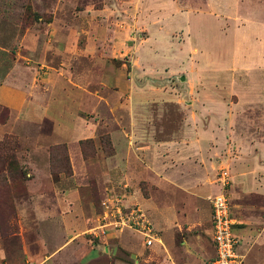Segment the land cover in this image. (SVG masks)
<instances>
[{
	"label": "rangeland",
	"instance_id": "obj_1",
	"mask_svg": "<svg viewBox=\"0 0 264 264\" xmlns=\"http://www.w3.org/2000/svg\"><path fill=\"white\" fill-rule=\"evenodd\" d=\"M230 1L0 0V264H208L207 198L220 169L238 176L226 107L244 137L264 135V71L237 106L247 45L227 33ZM189 132L212 152L163 171L154 146ZM226 194L256 249L242 264H264V193L232 180ZM113 197L140 208L160 243L107 225Z\"/></svg>",
	"mask_w": 264,
	"mask_h": 264
},
{
	"label": "crops",
	"instance_id": "obj_2",
	"mask_svg": "<svg viewBox=\"0 0 264 264\" xmlns=\"http://www.w3.org/2000/svg\"><path fill=\"white\" fill-rule=\"evenodd\" d=\"M213 7L214 5L211 3L205 5V8L208 10V12L214 10ZM222 7L225 8V9L222 8L223 11L227 10L228 12V14L225 13L223 20L230 22L231 24L230 28H227V33L230 32L231 35L233 34L234 36H238L239 38V39H232L233 43L235 42V40H238L240 43L247 45L245 49L241 52L240 61L239 62L237 61L236 63L238 67L240 66L239 69L241 68L240 72H242V77H243V79L238 80V85L240 86V90H241V94L239 95L238 104H237V106H239L240 100L246 99L247 93L251 92L249 90V82H251L249 80V75L254 70H256L257 72L264 71V0H237L236 3H234L233 1L231 3L230 1L228 4L222 5ZM210 16H212V14H210ZM234 46H233V51L235 49ZM232 64L233 63L231 62L230 65ZM262 92H264V89ZM260 99L261 102L259 103V108L261 110L264 109L263 96H260ZM245 105L250 106L249 103L248 104L246 103ZM234 106L235 104L226 107L228 110V114L226 119V126L223 131V138H222V144L228 142L229 143L228 146H232L237 152V159L235 160L236 161L235 170L238 173V176L229 178L230 180L229 183L230 182L232 183L233 180L234 183L241 184L244 190H254L256 192L264 193V163L261 161V159L264 158V135L260 134L261 137L260 143L253 141V138L244 137L245 135L243 131L244 128L240 126L243 123L244 117L243 118L240 116L234 117L233 115H231V112L229 111ZM235 110H237V114H238L240 113L241 108L237 107V109ZM259 113H261L260 116L258 115V118L254 122L264 124V112H259ZM236 122L238 123L237 124L238 126L236 128L238 130H235L232 126V123L235 124ZM157 144L158 145L154 146L153 151H156V154H159V157L161 159L165 158L166 160V162L163 165L167 167L164 166L162 170L163 171L167 170L168 166L170 165L171 168L169 167L168 170L174 172L173 173L174 176H176L178 172H182V173L184 172V167L179 165L180 162L188 159L198 160L199 162L201 161L203 162V160H205V157L209 155V152H212L211 150H213L212 148L209 151V144L202 142L201 139L199 138V135L195 132H189L183 135L175 134L172 139L164 142H159ZM257 151L258 152L260 151V153L258 154ZM117 156L118 154L115 153L114 155L115 161H117ZM174 163L175 164L179 163V164L175 165ZM197 166H199L197 170H199L200 173L197 180H205L206 178L205 171L208 170L207 167L205 166L201 167L198 164ZM164 176H166L165 173L162 176H160V178L165 179ZM182 178L184 179V175L182 176ZM165 182L166 181H162L161 183H165ZM215 187H217L216 184ZM206 190L205 188H203L201 189V192H205ZM217 191L218 188H216V191L214 193H216ZM65 194L66 192L61 193V195H65ZM252 210H254V206L252 205L243 208V211H247V212H250ZM159 220L160 223L164 226V230H165V226L168 223V216H166V214L163 213L161 214ZM234 220L236 221L235 218ZM236 223L237 224L232 227V234L237 240L235 252L237 255L241 257V264L243 263V256L246 257L251 256L252 258L254 256V259H257V256H255L256 249H251L246 244L245 241L246 231H244L243 228L241 229L236 227L240 222L236 221ZM164 239L165 242L168 241L167 231L164 232ZM260 244L262 245H258V247L262 246L263 248L264 244L263 243ZM262 257L263 255L258 257L260 261Z\"/></svg>",
	"mask_w": 264,
	"mask_h": 264
},
{
	"label": "built area",
	"instance_id": "obj_3",
	"mask_svg": "<svg viewBox=\"0 0 264 264\" xmlns=\"http://www.w3.org/2000/svg\"><path fill=\"white\" fill-rule=\"evenodd\" d=\"M218 191L207 198L209 213V239L213 256L208 264H241V257L236 254L237 240L232 234L236 221L231 216L227 198L229 178L226 169H220L215 179ZM109 205V207L107 205ZM103 204L102 220L112 229H128L137 233L144 247L160 243L157 233L149 224L146 216L136 205L125 206L118 198H111ZM110 210V213H109ZM109 221L106 222V221Z\"/></svg>",
	"mask_w": 264,
	"mask_h": 264
}]
</instances>
